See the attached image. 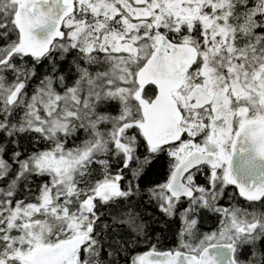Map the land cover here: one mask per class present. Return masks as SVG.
<instances>
[{
	"label": "snow or ice",
	"instance_id": "snow-or-ice-1",
	"mask_svg": "<svg viewBox=\"0 0 264 264\" xmlns=\"http://www.w3.org/2000/svg\"><path fill=\"white\" fill-rule=\"evenodd\" d=\"M0 264H264V0H0Z\"/></svg>",
	"mask_w": 264,
	"mask_h": 264
},
{
	"label": "trees",
	"instance_id": "trees-1",
	"mask_svg": "<svg viewBox=\"0 0 264 264\" xmlns=\"http://www.w3.org/2000/svg\"><path fill=\"white\" fill-rule=\"evenodd\" d=\"M41 71H48L45 64ZM168 175L167 157L154 162L149 166V171L142 183L151 186L156 183H162ZM200 182H203L202 177ZM231 191V189H230ZM240 204H244L243 198H239ZM229 201L222 200L221 204L227 206ZM107 213V222L114 224H123L122 230L125 234L131 231L135 226L144 225L154 232L160 239L159 247L161 250L169 249L175 246L177 241V232L180 227V221L167 219L154 205H150L147 196L134 197L129 201H120L111 207L104 209ZM130 223V222H133ZM218 224V217L205 213L202 216L200 228L201 231H212ZM143 247V246H142Z\"/></svg>",
	"mask_w": 264,
	"mask_h": 264
},
{
	"label": "water",
	"instance_id": "water-1",
	"mask_svg": "<svg viewBox=\"0 0 264 264\" xmlns=\"http://www.w3.org/2000/svg\"><path fill=\"white\" fill-rule=\"evenodd\" d=\"M163 250H167V249H163Z\"/></svg>",
	"mask_w": 264,
	"mask_h": 264
},
{
	"label": "flooded vegetation",
	"instance_id": "flooded-vegetation-1",
	"mask_svg": "<svg viewBox=\"0 0 264 264\" xmlns=\"http://www.w3.org/2000/svg\"><path fill=\"white\" fill-rule=\"evenodd\" d=\"M232 190V189H231Z\"/></svg>",
	"mask_w": 264,
	"mask_h": 264
}]
</instances>
